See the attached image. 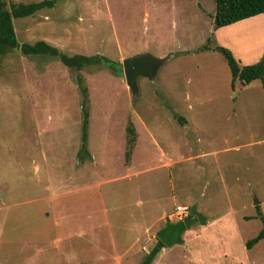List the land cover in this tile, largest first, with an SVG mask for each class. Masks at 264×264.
I'll use <instances>...</instances> for the list:
<instances>
[{
    "label": "rangeland",
    "instance_id": "rangeland-1",
    "mask_svg": "<svg viewBox=\"0 0 264 264\" xmlns=\"http://www.w3.org/2000/svg\"><path fill=\"white\" fill-rule=\"evenodd\" d=\"M214 11L213 0H60L12 20L19 45L44 41L119 69L74 70L18 49L0 57V264H140L175 208L191 206L205 223L152 264H264V240L245 247L264 218L263 84L232 88L224 57L202 50L209 40L239 66L255 64L264 18L213 39ZM138 54L169 58L133 96L121 62ZM77 78L89 157L79 153ZM128 124L136 142L126 164Z\"/></svg>",
    "mask_w": 264,
    "mask_h": 264
},
{
    "label": "trees",
    "instance_id": "trees-1",
    "mask_svg": "<svg viewBox=\"0 0 264 264\" xmlns=\"http://www.w3.org/2000/svg\"><path fill=\"white\" fill-rule=\"evenodd\" d=\"M60 0H43L38 3H6L5 0H0V57L9 53L11 50L18 49L21 55L29 57H44L48 56L57 59L63 66L69 69L81 70L87 67H116L119 69L118 63L114 64L109 59L103 56L87 57L83 55L67 56L60 53L55 47L50 46L44 41H37L33 44H18L13 30L12 20L33 16L35 13L43 9H52ZM215 11L211 17V25L214 31L230 26L237 22L262 15L264 18V0H213ZM207 44L202 47V50H213L220 53L227 64L230 76L231 87L234 82L238 81L241 85L260 80L264 89V56L255 64L239 66L238 61L233 57L232 53L220 46L210 48ZM77 84L81 91L82 99V135L80 143V154L89 157L87 150V125H88V108H87V93L86 88L80 78H77ZM136 142L134 128L128 124L126 128V147L124 160L125 163L130 162V157ZM79 154V155H80ZM82 157V155H80ZM79 159H82L80 158ZM83 160H81L82 162ZM262 228L258 234L246 242V249H251L257 242L264 240V218L260 217ZM164 246L158 241L151 251L145 255L140 264H152L155 257Z\"/></svg>",
    "mask_w": 264,
    "mask_h": 264
},
{
    "label": "water",
    "instance_id": "water-1",
    "mask_svg": "<svg viewBox=\"0 0 264 264\" xmlns=\"http://www.w3.org/2000/svg\"><path fill=\"white\" fill-rule=\"evenodd\" d=\"M168 58L169 56L166 58H155L149 54H138L122 60L121 65L124 80L130 93L133 96L138 94V80L140 78L153 81L159 69L166 63ZM254 204L257 205L258 202ZM196 221L198 224L203 225L205 218L196 211V206H191L186 219L173 224H166L157 233L156 238L166 248L181 244L182 233L189 229Z\"/></svg>",
    "mask_w": 264,
    "mask_h": 264
},
{
    "label": "built area",
    "instance_id": "built-area-1",
    "mask_svg": "<svg viewBox=\"0 0 264 264\" xmlns=\"http://www.w3.org/2000/svg\"><path fill=\"white\" fill-rule=\"evenodd\" d=\"M188 215V208L186 207H177L173 212L172 216H169L168 219L170 222H180L185 219ZM174 217V218H173Z\"/></svg>",
    "mask_w": 264,
    "mask_h": 264
},
{
    "label": "crops",
    "instance_id": "crops-1",
    "mask_svg": "<svg viewBox=\"0 0 264 264\" xmlns=\"http://www.w3.org/2000/svg\"><path fill=\"white\" fill-rule=\"evenodd\" d=\"M178 0H174V2L176 3ZM211 18V17H210ZM218 30H220V29H218ZM218 30H216V31H214L213 29L211 30V33L213 34V39H215V37H216V32L218 31ZM217 44V43H216Z\"/></svg>",
    "mask_w": 264,
    "mask_h": 264
}]
</instances>
